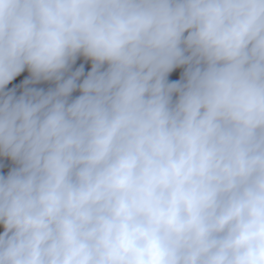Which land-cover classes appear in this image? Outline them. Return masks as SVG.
<instances>
[{"label":"clouds","instance_id":"9594fccd","mask_svg":"<svg viewBox=\"0 0 264 264\" xmlns=\"http://www.w3.org/2000/svg\"><path fill=\"white\" fill-rule=\"evenodd\" d=\"M0 264H264V0H0Z\"/></svg>","mask_w":264,"mask_h":264}]
</instances>
